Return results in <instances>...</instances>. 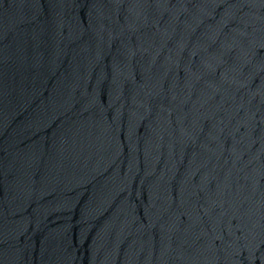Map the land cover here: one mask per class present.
<instances>
[{
    "label": "water",
    "instance_id": "1",
    "mask_svg": "<svg viewBox=\"0 0 264 264\" xmlns=\"http://www.w3.org/2000/svg\"><path fill=\"white\" fill-rule=\"evenodd\" d=\"M0 264H264V0H0Z\"/></svg>",
    "mask_w": 264,
    "mask_h": 264
}]
</instances>
